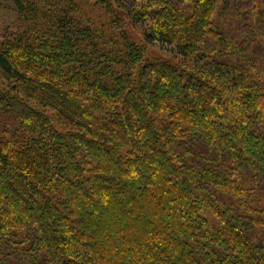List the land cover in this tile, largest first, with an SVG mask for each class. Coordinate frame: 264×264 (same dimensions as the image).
I'll list each match as a JSON object with an SVG mask.
<instances>
[{
    "label": "trees",
    "instance_id": "obj_1",
    "mask_svg": "<svg viewBox=\"0 0 264 264\" xmlns=\"http://www.w3.org/2000/svg\"><path fill=\"white\" fill-rule=\"evenodd\" d=\"M13 2L0 264H264L262 1Z\"/></svg>",
    "mask_w": 264,
    "mask_h": 264
},
{
    "label": "rangeland",
    "instance_id": "obj_2",
    "mask_svg": "<svg viewBox=\"0 0 264 264\" xmlns=\"http://www.w3.org/2000/svg\"><path fill=\"white\" fill-rule=\"evenodd\" d=\"M262 1V4L259 3ZM256 5L264 7V0H255ZM260 4V5H259ZM261 9V8H260ZM16 7L13 0H0V30L6 28L15 15ZM133 37L140 43H144L143 36L139 30L132 31ZM172 47L161 46L159 44H152L147 47V52L150 56L164 57L170 56Z\"/></svg>",
    "mask_w": 264,
    "mask_h": 264
}]
</instances>
